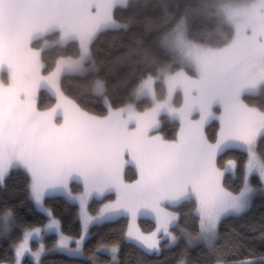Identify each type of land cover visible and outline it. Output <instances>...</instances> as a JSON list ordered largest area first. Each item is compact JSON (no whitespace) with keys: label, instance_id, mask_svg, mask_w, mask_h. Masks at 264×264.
<instances>
[{"label":"snow or ice","instance_id":"snow-or-ice-1","mask_svg":"<svg viewBox=\"0 0 264 264\" xmlns=\"http://www.w3.org/2000/svg\"><path fill=\"white\" fill-rule=\"evenodd\" d=\"M134 7L0 0V188L15 172L25 193L0 210V237L21 231L0 264H44L49 234L72 264H121L119 240L92 242L93 227L120 220L123 242L143 254L138 264L182 241L178 264H191L188 249L201 242L205 264H264L255 251L227 260L219 244L222 224L264 197V0L164 5L146 20ZM103 32L130 33L139 57L120 82L123 98L110 94L94 53ZM73 77H90L98 104ZM67 205L77 207L75 232L61 219ZM29 212L41 219L26 221ZM142 218L154 227L144 230Z\"/></svg>","mask_w":264,"mask_h":264},{"label":"trees","instance_id":"trees-1","mask_svg":"<svg viewBox=\"0 0 264 264\" xmlns=\"http://www.w3.org/2000/svg\"><path fill=\"white\" fill-rule=\"evenodd\" d=\"M135 5L132 11L135 12L137 17L141 20L157 19L165 11L164 5H169V11H175V5L180 4H199L203 0H131ZM127 14V13H125ZM133 31H147V24L144 23L133 29ZM130 33L123 32H103L101 33L94 44V53L97 56L99 67L101 69V75L109 82V91L114 97L123 98L125 92L122 89L120 82L125 78L129 70L136 65L139 60L138 55L133 51L135 45L130 40ZM75 81H78L81 85H85L80 89V93L85 95L88 100L95 101L98 104L99 98L93 97L88 94L87 80L89 78L73 77ZM162 87V86H158ZM95 106V105H94ZM170 125L167 123L162 128V132L167 134L170 131ZM128 174H131V169H126ZM7 189L0 188V210L4 207L5 198L9 203H16L25 197L24 181L23 178L17 173H13L6 181ZM238 183V182H237ZM57 211H62L66 207V201L58 199L54 201ZM69 211L65 212L61 219L65 223L66 229H70L72 232L79 227L80 222L77 219V207L74 205H67ZM96 203H93V211L97 209ZM23 215V212H22ZM42 214L27 213L24 216L26 221H37L41 219ZM183 227L189 228L194 231L195 226L193 224H185L181 221ZM141 227L144 230H151L154 227V222L151 218H142L140 220ZM125 222L123 220L104 223L93 227L92 231L96 233L92 242L95 243L102 236L106 242L119 240L121 249L119 253V259L121 264H138L142 258V253L139 249L133 247L130 244H125L121 239V230L124 228ZM264 226V197L257 195L254 199L253 208L249 213L243 217H230L221 226V239L219 244L228 251L225 259L227 260H239L248 256L250 251L257 253L264 252V241H261L259 231ZM255 229V230H253ZM177 231L176 229H173ZM177 234L179 232L177 231ZM21 236L20 228H16L12 235L8 238L0 237V257H4L7 253L8 257H11L10 245ZM55 239V236L49 234L45 237L44 243L48 248H52L51 242ZM242 241V243H241ZM238 245V247H232ZM184 247L183 241L180 244L173 246L172 248H163L159 254H148L144 256L151 264H178L180 259L181 249ZM104 260H109L106 255L100 254ZM187 259L191 264H205V261L212 259L207 255V249L203 243H199L191 246L188 249ZM44 264H72V260L67 255L60 252H49L43 257ZM33 264V262H32ZM88 264H91L89 261Z\"/></svg>","mask_w":264,"mask_h":264},{"label":"rangeland","instance_id":"rangeland-1","mask_svg":"<svg viewBox=\"0 0 264 264\" xmlns=\"http://www.w3.org/2000/svg\"><path fill=\"white\" fill-rule=\"evenodd\" d=\"M96 205L98 206V204L96 203ZM98 208V207H97ZM93 214H95V211H93ZM179 235V234H178ZM38 238H33V240L31 241V243H32V245H33V247L35 248L37 245H38ZM201 243H203V242H201ZM199 244V243H198ZM49 252H58V251H56V250H54V249H52V248H50L49 249ZM48 252V253H49ZM100 254H102V255H106V256H108L109 257V259H111V256H110V253H106V252H101V253H99V255ZM29 257H25V259H28ZM33 262V264H35V261L33 260L32 261Z\"/></svg>","mask_w":264,"mask_h":264}]
</instances>
